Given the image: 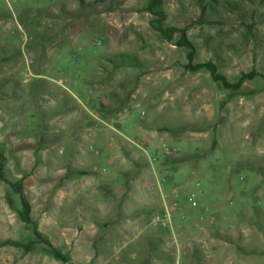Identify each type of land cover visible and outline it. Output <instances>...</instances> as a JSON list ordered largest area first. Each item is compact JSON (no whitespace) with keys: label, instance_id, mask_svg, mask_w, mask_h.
I'll return each instance as SVG.
<instances>
[{"label":"rangeland","instance_id":"obj_1","mask_svg":"<svg viewBox=\"0 0 264 264\" xmlns=\"http://www.w3.org/2000/svg\"><path fill=\"white\" fill-rule=\"evenodd\" d=\"M82 1L102 2L80 15L81 0H0L4 176L23 180L39 231L69 264H143L166 202L172 228L158 250L172 257L160 264H264V79L232 92L188 72L178 35L151 27L150 0ZM165 11L197 63L231 82L264 74V0H165ZM63 170L89 188L82 209L58 203ZM20 211L0 180V264H64L44 244L13 245L35 240Z\"/></svg>","mask_w":264,"mask_h":264},{"label":"trees","instance_id":"obj_2","mask_svg":"<svg viewBox=\"0 0 264 264\" xmlns=\"http://www.w3.org/2000/svg\"><path fill=\"white\" fill-rule=\"evenodd\" d=\"M202 4L206 2H214L216 3L218 0H199ZM102 1H94L92 4H86L81 0V11L79 14L81 15L88 8H94L96 5L100 4ZM205 10V8H204ZM147 12L150 13L154 19L151 21V27L160 34V36L168 41L172 42L176 35L178 38L175 42V45L183 49L187 52V63L185 65V69L190 73H199V72H207L210 74L211 79L217 83L222 89L239 92L244 84L248 81H254L257 78L264 79V74L252 71L249 73H244L240 77V79L236 82H231L228 80L226 76L220 73L218 66L212 62L208 61L205 63H197V47L196 45L189 39L187 30L184 28L177 27H165V22L167 20V14L165 11V0H150L149 5L147 6ZM69 16H73L74 14H68ZM124 59V58H122ZM124 61H126L124 59ZM122 66H125L127 63L121 62ZM78 94V93H77ZM108 107L102 106L101 111H108ZM102 118V117H101ZM104 119V117L102 118ZM200 155L195 156H181L169 158L166 160L165 165L176 166L179 164H183L190 160H198ZM7 158L2 149H0V180L11 187L15 195L19 197L21 204V211L19 212V217L23 223L30 226L33 230L35 240L30 241L27 244L21 243H13V245L17 248H24L27 251H30L32 246L35 243L44 244L47 247V251L58 261L69 264V259L62 252L57 250L52 242L48 240L40 231L38 223L32 218V204L26 194L24 193L23 180H19L18 182H11L4 176V169L6 166ZM84 175L85 172H82ZM8 243H5V245Z\"/></svg>","mask_w":264,"mask_h":264},{"label":"crops","instance_id":"obj_3","mask_svg":"<svg viewBox=\"0 0 264 264\" xmlns=\"http://www.w3.org/2000/svg\"><path fill=\"white\" fill-rule=\"evenodd\" d=\"M100 120H101V122L106 123L104 119H100ZM115 130L117 132H120V130H117V129H115ZM83 170H85V174L84 175H88L89 174V170H86V169H83ZM66 171L67 170H63L62 174L60 176V181L62 182V185L60 186V192L58 194L59 197H60L58 199V203H59L60 207H64L66 204H68V205L72 206V208H75L76 210H78V208L82 209V207H85V205L88 203L87 201L90 199L89 198V194H88L89 193V188H87L88 186H85V187L82 186L81 187V185L76 180H73V176H71V177L67 176ZM79 175H83V174H79ZM64 190H66V191H64ZM68 192H71L70 193V200H68V198H67L69 196ZM75 198H77V199H75ZM85 199H87V201ZM165 209H170L167 206L166 202L163 203L162 209H160V211H158L157 214L164 213ZM110 212L111 211H109V213ZM83 213L84 214L88 213V210L83 212ZM83 213H82V210H81L80 213L78 212V214L81 217L84 216ZM110 226L111 225L109 224V222H106L104 224L103 228L105 230H107V231H111ZM159 229H162V228H159ZM83 230H84V227L78 226L77 229L74 231V235L75 236H80L81 233L83 232ZM90 230L92 231V234L94 236H96L95 234L98 233V229L96 227H94V226ZM162 230L168 231V229H162ZM125 231L127 233L129 232V230H127V229H124V230L116 229V231H115L116 234L113 235V236H116L117 238H120V237L123 236ZM164 231H160L159 230L157 235H153V236L147 238V241L149 243H151L154 247H151L148 250V252L146 253L147 257H145V259L143 261V264H160V263H162V261H167L168 259H171L172 254L169 252L171 250L167 249V252H164V251L163 252H159V250H158V248H159L158 247V243L163 241L165 236H166V234H167ZM136 254H137V251H135L134 253H131V256L134 257Z\"/></svg>","mask_w":264,"mask_h":264},{"label":"built area","instance_id":"obj_4","mask_svg":"<svg viewBox=\"0 0 264 264\" xmlns=\"http://www.w3.org/2000/svg\"><path fill=\"white\" fill-rule=\"evenodd\" d=\"M76 97H78V94L76 93ZM91 137V135L89 134ZM176 207V204L174 205ZM152 225L155 227H159L162 229H169L172 228V212L170 209H166L165 213H160L155 215V217L152 219ZM168 248L174 247L178 253L180 252L178 248L177 240L174 239L173 243L167 244Z\"/></svg>","mask_w":264,"mask_h":264}]
</instances>
